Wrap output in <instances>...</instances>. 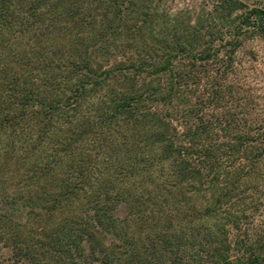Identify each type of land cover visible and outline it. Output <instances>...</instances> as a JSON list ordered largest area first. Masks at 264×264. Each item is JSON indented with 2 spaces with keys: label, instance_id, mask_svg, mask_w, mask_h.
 Listing matches in <instances>:
<instances>
[{
  "label": "trees",
  "instance_id": "1",
  "mask_svg": "<svg viewBox=\"0 0 264 264\" xmlns=\"http://www.w3.org/2000/svg\"><path fill=\"white\" fill-rule=\"evenodd\" d=\"M160 19L0 0V264H264V115Z\"/></svg>",
  "mask_w": 264,
  "mask_h": 264
},
{
  "label": "rangeland",
  "instance_id": "2",
  "mask_svg": "<svg viewBox=\"0 0 264 264\" xmlns=\"http://www.w3.org/2000/svg\"><path fill=\"white\" fill-rule=\"evenodd\" d=\"M150 8L158 19L156 31L164 14L166 26H176L178 18L180 27L203 34L201 47L216 49L214 66L221 72L220 81L242 82L246 95L256 99L250 109L264 115V18L257 22L250 13L252 8L264 11V0H150ZM117 213L122 214L121 209Z\"/></svg>",
  "mask_w": 264,
  "mask_h": 264
}]
</instances>
